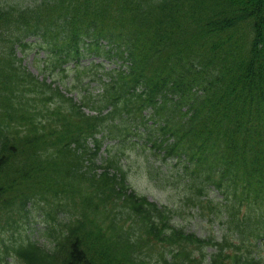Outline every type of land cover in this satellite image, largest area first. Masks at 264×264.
I'll list each match as a JSON object with an SVG mask.
<instances>
[{
	"label": "trees",
	"instance_id": "trees-1",
	"mask_svg": "<svg viewBox=\"0 0 264 264\" xmlns=\"http://www.w3.org/2000/svg\"><path fill=\"white\" fill-rule=\"evenodd\" d=\"M143 149L220 236L132 187L117 156ZM33 207L53 246L18 264H264V0H0L1 227Z\"/></svg>",
	"mask_w": 264,
	"mask_h": 264
},
{
	"label": "rangeland",
	"instance_id": "rangeland-1",
	"mask_svg": "<svg viewBox=\"0 0 264 264\" xmlns=\"http://www.w3.org/2000/svg\"><path fill=\"white\" fill-rule=\"evenodd\" d=\"M12 1V0H10ZM25 2L31 0H23ZM33 40V39H31ZM30 40V42H31ZM20 57H23V65L40 79H43L42 67L44 53L38 51L36 46H31L25 49V51L18 52ZM97 62L101 59H97ZM89 63V61H84ZM108 67H115L114 62L105 61ZM88 80L89 78L86 77ZM67 80V79H66ZM70 79V76L68 77ZM50 81V79L48 80ZM81 84V83H80ZM80 84L72 86V93L70 95L79 98L78 91L85 92ZM94 85V83L92 84ZM90 88V87H89ZM107 141L104 144L102 151L107 152L105 149ZM109 151L114 155L115 148L109 146ZM143 151V152H141ZM140 153L127 152V155L122 157L117 156L120 159L121 164L127 171L128 180L132 187L137 192L146 195L150 200L157 202L160 205H168L174 209V221L179 227H183L187 232H194L201 237L220 236L222 233L223 223L220 221V217L216 215L218 213L217 208H210L209 203L205 202L206 198H201L203 205L197 206L193 204V200H188V186H181L182 181L177 184L175 178L169 177L162 179L163 168L162 160L154 155H149V158L155 163L153 169L155 172H150L147 165L144 163V154H149L147 149L141 150ZM104 154V153H103ZM111 156V155H110ZM146 156V155H145ZM109 157V156H108ZM158 166V169L156 168ZM172 171L175 172V166H170ZM162 169V170H161ZM172 176L173 174H168ZM207 196L209 198L218 200L220 194L214 189H209ZM16 221L12 224H7L6 221H2L3 227L0 225V257L5 264H18L17 255L10 251L6 253V245L18 243L24 239L30 238L37 240L41 245L51 248L53 245L50 240L44 235L45 233V220L41 215V210L37 207H33L31 212L26 216H15ZM211 251V250H210Z\"/></svg>",
	"mask_w": 264,
	"mask_h": 264
}]
</instances>
